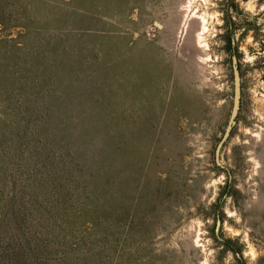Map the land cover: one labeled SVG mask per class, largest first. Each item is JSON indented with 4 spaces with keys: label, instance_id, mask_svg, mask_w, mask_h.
Here are the masks:
<instances>
[{
    "label": "rangeland",
    "instance_id": "rangeland-1",
    "mask_svg": "<svg viewBox=\"0 0 264 264\" xmlns=\"http://www.w3.org/2000/svg\"><path fill=\"white\" fill-rule=\"evenodd\" d=\"M0 264H264V0H0Z\"/></svg>",
    "mask_w": 264,
    "mask_h": 264
},
{
    "label": "water",
    "instance_id": "water-1",
    "mask_svg": "<svg viewBox=\"0 0 264 264\" xmlns=\"http://www.w3.org/2000/svg\"><path fill=\"white\" fill-rule=\"evenodd\" d=\"M231 69H232V74H233V101H232V108L230 112V116L226 125V128L224 130L223 136L220 140V142L217 144L216 150H215V158L217 164L218 158H219V153L220 150L226 142V140L229 138V135L233 129V126L235 124V120L239 111V106H240V77H239V70H238V64H237V59L235 55L231 56Z\"/></svg>",
    "mask_w": 264,
    "mask_h": 264
}]
</instances>
